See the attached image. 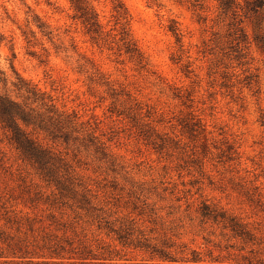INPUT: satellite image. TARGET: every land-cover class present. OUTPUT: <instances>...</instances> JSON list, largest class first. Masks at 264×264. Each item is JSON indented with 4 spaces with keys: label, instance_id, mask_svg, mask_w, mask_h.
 I'll list each match as a JSON object with an SVG mask.
<instances>
[{
    "label": "rangeland",
    "instance_id": "rangeland-1",
    "mask_svg": "<svg viewBox=\"0 0 264 264\" xmlns=\"http://www.w3.org/2000/svg\"><path fill=\"white\" fill-rule=\"evenodd\" d=\"M79 4L99 27L0 0V92L44 149L0 121V264H264V6L236 0L238 44L218 0Z\"/></svg>",
    "mask_w": 264,
    "mask_h": 264
},
{
    "label": "trees",
    "instance_id": "trees-1",
    "mask_svg": "<svg viewBox=\"0 0 264 264\" xmlns=\"http://www.w3.org/2000/svg\"><path fill=\"white\" fill-rule=\"evenodd\" d=\"M74 2V5L76 8L79 10H83V14L86 16V20L88 24L92 27H99L100 24L98 20L96 19V15L91 12V15L86 8H82L79 4L80 0H72ZM218 6L220 9V17H227L231 16L233 19L230 23L232 25V35L235 36V39L237 40L238 44H241L242 42H246V34L244 32V29L242 26H240V22L238 23L236 21L237 19V6H236V0H218ZM264 6V0H247V8L249 12H252L253 14H257L259 10ZM243 50V49H242ZM1 71H0V79H1ZM23 110L21 107L14 102L12 99H10L7 95L3 94L0 92V121L4 123L5 127L12 128V130L16 133V135H25V139H18L20 143V147L24 150L25 152H30L36 157H40L42 153L43 146L41 143H39L38 139L31 138L28 134V132H25L22 128L21 123L19 122L20 119L23 118L25 122L27 120L25 117H23ZM28 126V125H27ZM44 150V149H43ZM62 194H58L56 192H53L50 195V199L52 200L50 205L51 207L55 208L58 210V212H61L64 216L66 215L67 218L65 219V225L64 228H73L74 227V221L79 220L80 213L73 209L72 213H67V207L69 201H65L63 199ZM207 210V209H205ZM204 214H209V212L205 211ZM112 231H115L119 240L123 242L124 245L130 243H133L132 241L129 242L130 240V234L132 232L127 230V227H124L122 224L119 229H112ZM145 248H150L151 253L150 256L152 259L158 257L160 260H169V261H175L174 259V254L172 253L171 250L167 249L166 247H160L157 248L155 246L148 245L146 243L143 244ZM83 247L86 248L85 245ZM194 260H197L195 258Z\"/></svg>",
    "mask_w": 264,
    "mask_h": 264
}]
</instances>
